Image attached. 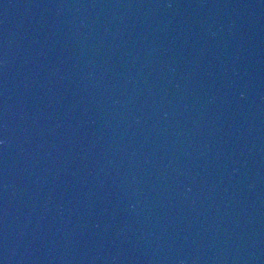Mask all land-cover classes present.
<instances>
[{
    "label": "water",
    "instance_id": "95a60500",
    "mask_svg": "<svg viewBox=\"0 0 264 264\" xmlns=\"http://www.w3.org/2000/svg\"><path fill=\"white\" fill-rule=\"evenodd\" d=\"M0 264H264V0H0Z\"/></svg>",
    "mask_w": 264,
    "mask_h": 264
}]
</instances>
